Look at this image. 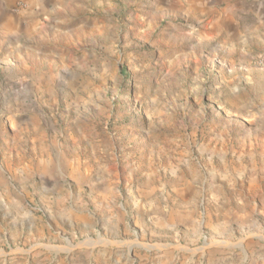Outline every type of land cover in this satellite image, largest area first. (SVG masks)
Listing matches in <instances>:
<instances>
[{"label": "rangeland", "instance_id": "rangeland-1", "mask_svg": "<svg viewBox=\"0 0 264 264\" xmlns=\"http://www.w3.org/2000/svg\"><path fill=\"white\" fill-rule=\"evenodd\" d=\"M203 1L0 33V264H264V0Z\"/></svg>", "mask_w": 264, "mask_h": 264}, {"label": "crops", "instance_id": "crops-1", "mask_svg": "<svg viewBox=\"0 0 264 264\" xmlns=\"http://www.w3.org/2000/svg\"><path fill=\"white\" fill-rule=\"evenodd\" d=\"M44 1L45 0H31V6L29 5L27 10L15 14L14 0H0V33L13 36L14 31L23 30L26 26L25 22L29 19L30 12L39 14L41 9L40 5ZM195 2L200 11L206 6L202 0H195Z\"/></svg>", "mask_w": 264, "mask_h": 264}]
</instances>
